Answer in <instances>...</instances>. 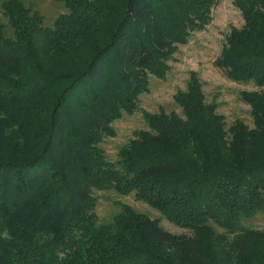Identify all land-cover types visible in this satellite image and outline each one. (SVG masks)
<instances>
[{"label":"trees","instance_id":"trees-1","mask_svg":"<svg viewBox=\"0 0 264 264\" xmlns=\"http://www.w3.org/2000/svg\"><path fill=\"white\" fill-rule=\"evenodd\" d=\"M53 26L22 0L0 13V264H264V0H234L244 18L216 65L242 91L254 127L226 129L192 72L175 113L144 112L108 161L111 124L138 110L149 76L166 77L178 45L204 29L216 0H57ZM6 19V20H4ZM135 194L174 235L128 205L98 221L93 191ZM217 226L223 232H218Z\"/></svg>","mask_w":264,"mask_h":264},{"label":"rangeland","instance_id":"rangeland-1","mask_svg":"<svg viewBox=\"0 0 264 264\" xmlns=\"http://www.w3.org/2000/svg\"><path fill=\"white\" fill-rule=\"evenodd\" d=\"M27 7L38 10L44 17V25L53 26L56 18L67 8L57 0H22ZM0 0V13L2 15ZM6 20V19H4ZM7 21V20H6ZM245 21L241 10L235 6L234 0H216L211 10L210 23L202 30H197L190 36L186 45H178L177 52L168 62L169 70L161 79L155 75L149 76V90L138 98V110L134 114L123 113L122 117L112 122L115 132L113 136H105L98 143V148L104 152L108 161H118V154L126 146L135 133L149 130L144 112L152 115L175 113L184 117L183 109L176 103L175 96L179 91H186L192 72L198 73L207 104L216 103V113L225 119L226 129L236 120L243 121L250 128L254 127L251 108L241 99L242 91H259L252 82L241 83L230 80L224 70L216 65L226 38L233 27L241 28ZM97 199L95 213L98 221L109 222L121 211V205L130 206L135 212L158 220L160 226L174 235L191 236L192 233L171 222L159 211L152 209L135 198V194L122 196L115 190L93 191ZM245 227L264 232V213H259L243 221ZM218 232H223L214 225Z\"/></svg>","mask_w":264,"mask_h":264}]
</instances>
